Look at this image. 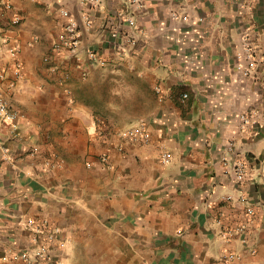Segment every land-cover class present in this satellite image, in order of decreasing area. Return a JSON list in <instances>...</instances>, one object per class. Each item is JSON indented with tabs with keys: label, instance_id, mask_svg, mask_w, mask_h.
Instances as JSON below:
<instances>
[{
	"label": "crops",
	"instance_id": "crops-1",
	"mask_svg": "<svg viewBox=\"0 0 264 264\" xmlns=\"http://www.w3.org/2000/svg\"><path fill=\"white\" fill-rule=\"evenodd\" d=\"M0 98V264H264V0H0Z\"/></svg>",
	"mask_w": 264,
	"mask_h": 264
},
{
	"label": "built area",
	"instance_id": "built-area-1",
	"mask_svg": "<svg viewBox=\"0 0 264 264\" xmlns=\"http://www.w3.org/2000/svg\"><path fill=\"white\" fill-rule=\"evenodd\" d=\"M90 2L96 3L98 0H89ZM137 4L141 5L142 0H133ZM62 13L66 16H68V20L64 24V31H63V39H64V45L66 46L68 53L74 57L76 60H81L83 57L82 53V46H81V27L80 22L78 19L71 15L69 10L62 9ZM16 21L19 20V17L17 16L15 18ZM129 24L132 26H136V21L133 16H128L127 18ZM87 24H90V20L87 19ZM130 41H135V36H130ZM243 50L242 53L239 54V58L246 63H240V66L245 69V72H250L254 66H255V59L253 57L252 49L250 46V43L248 41L247 36H244V42L242 46ZM85 57L89 62L92 63H99L103 64L105 63V60L100 56V54L97 51H94L92 49L86 48L85 49ZM16 74H19V70H16ZM17 117L18 113L16 110H14L10 104L3 98H0V118L8 120L12 127L16 130L17 129ZM245 117V116H243ZM133 134H136L137 136H140L144 141L149 140L148 133L142 128L135 129L133 131H130ZM6 150V148L4 147ZM233 149V144L230 143L228 146V151L224 153L222 156V162H223V168L224 172L230 175L235 181H243L246 178L247 174V168L245 165V162L240 158H235L231 155V151ZM103 160H107V155H102ZM171 159V153L169 151H164L162 153V160L163 162L167 163ZM227 199H231V195H226ZM28 223L30 225H34L33 220H29ZM44 223L47 224V220H44ZM37 231H43L41 226H37ZM242 230V226L235 227V228H227L224 235L225 236H231L235 232ZM58 231V228L51 229V232L49 234L50 239H53L55 237L56 232ZM15 257H19L24 259L29 264H42V262L49 257V248L46 244H40L39 247L35 250L33 254H30L28 252H22L17 253L14 255Z\"/></svg>",
	"mask_w": 264,
	"mask_h": 264
}]
</instances>
